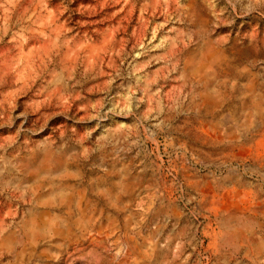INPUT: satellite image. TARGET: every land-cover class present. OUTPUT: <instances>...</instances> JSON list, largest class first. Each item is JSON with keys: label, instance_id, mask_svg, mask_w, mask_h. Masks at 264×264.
<instances>
[{"label": "rangeland", "instance_id": "1", "mask_svg": "<svg viewBox=\"0 0 264 264\" xmlns=\"http://www.w3.org/2000/svg\"><path fill=\"white\" fill-rule=\"evenodd\" d=\"M0 264H264V0H0Z\"/></svg>", "mask_w": 264, "mask_h": 264}]
</instances>
